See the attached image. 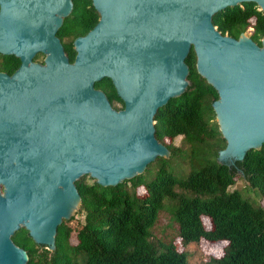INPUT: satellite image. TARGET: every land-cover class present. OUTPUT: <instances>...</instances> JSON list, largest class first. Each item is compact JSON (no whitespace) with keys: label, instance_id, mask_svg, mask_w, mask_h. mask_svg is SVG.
I'll return each mask as SVG.
<instances>
[{"label":"water","instance_id":"water-1","mask_svg":"<svg viewBox=\"0 0 264 264\" xmlns=\"http://www.w3.org/2000/svg\"><path fill=\"white\" fill-rule=\"evenodd\" d=\"M99 19L73 40L70 62L56 32L72 0H0V53L20 59L0 72V264H27L11 236L24 227L52 250L58 226L77 212L75 182L102 186L142 174L169 149L154 116L188 85L185 59L218 94L212 102L234 165L264 143V37L223 35L212 23L229 6L264 0H91ZM45 55L44 64L32 60ZM108 77L123 108L94 87Z\"/></svg>","mask_w":264,"mask_h":264},{"label":"trees","instance_id":"trees-1","mask_svg":"<svg viewBox=\"0 0 264 264\" xmlns=\"http://www.w3.org/2000/svg\"><path fill=\"white\" fill-rule=\"evenodd\" d=\"M72 1L73 8L57 32L60 39H65L70 62L76 54L73 39L85 35L99 19L91 0ZM212 23L221 34L234 38L251 28L249 37L258 45L264 37V12L254 2L227 7L214 14ZM185 63L189 68L185 91L171 98L154 116L155 137L170 151L168 157H157L162 162L154 176L144 180V171L108 186L93 178L92 182L84 177L76 180L81 198L77 214L82 217L76 218L75 229L69 225L75 216L62 221L54 249L35 243L24 227L11 236L27 252V264H188L187 245L191 242L199 246L202 242L223 243L222 253L209 255L203 264H264V206H255L239 190L228 189L236 176H242L250 188H257L264 201V143L247 151L234 165L216 161L218 152L226 146L212 108L218 94L198 74L193 49ZM17 64L0 69L11 74ZM96 86L113 108L123 107L108 78ZM177 136L187 150L174 145ZM176 154L189 165L183 177L168 168ZM139 187L143 190L137 193ZM165 209L177 225L176 236L155 239L153 228ZM72 233L76 243L70 241Z\"/></svg>","mask_w":264,"mask_h":264},{"label":"rangeland","instance_id":"rangeland-1","mask_svg":"<svg viewBox=\"0 0 264 264\" xmlns=\"http://www.w3.org/2000/svg\"><path fill=\"white\" fill-rule=\"evenodd\" d=\"M251 31V28H249L245 34L249 36V32ZM174 145L179 146L181 144V136H177L174 141ZM183 149L187 150L186 145H182ZM217 161V159H216ZM161 159L156 158L154 161L149 163L146 167L145 173H144V180H149L154 176V173L156 172L157 168L161 164ZM195 168L196 166H192ZM168 168L178 177H183L186 175V173L189 170L188 162L184 161V158H181L180 154H176L173 156L169 163ZM191 168V167H190ZM87 182H92L93 179L88 176H82ZM229 190H239L242 193L243 198L248 199L252 204L255 206H264V201L262 200L260 193L257 191V188H250L248 183L244 180L242 176H236L235 181L233 184L229 185ZM143 190V187H139L136 189L137 193H140ZM131 195H133V190L130 189ZM166 201V200H165ZM166 203H169L167 200ZM78 212V211H77ZM75 212V219L69 222V225L75 229L77 227V217H82L81 215L77 214ZM73 217V216H72ZM205 225L208 226V220L205 219ZM154 231V238L155 239H173L176 236L177 232V225L173 221L171 214L168 212L167 209L160 211L158 220L155 224V227L153 228ZM70 241L72 243H76L75 234L72 233L70 237ZM177 245L179 246L178 240L176 241ZM223 243H211V242H202L199 246V244H196L195 242H191L187 245V252H188V264H203L208 262L209 255H220L222 253V247ZM209 264V263H208ZM215 264V263H210Z\"/></svg>","mask_w":264,"mask_h":264},{"label":"flooded vegetation","instance_id":"flooded-vegetation-1","mask_svg":"<svg viewBox=\"0 0 264 264\" xmlns=\"http://www.w3.org/2000/svg\"><path fill=\"white\" fill-rule=\"evenodd\" d=\"M73 2V1H72ZM73 8V7H72ZM71 12V11H70ZM70 14V13H69ZM68 14V15H69ZM67 15V16H68ZM67 16H65L64 18H63V22H64V20H65V18L67 17ZM63 22H62V24H63ZM61 27V26H60ZM59 27V28H60ZM59 28H58V30H59ZM58 30H57V32H58ZM57 32H56V35H57ZM57 37L59 38V36L57 35ZM60 39V38H59ZM75 39V38H74ZM73 39V40H74ZM60 41H61V43H62V45H63V48H64V51H65V47H64V43H65V39H60ZM72 43H73V41H72ZM74 47V46H73ZM65 55L68 57V54L66 53V51H65ZM44 58H45V55L43 54V53H41V52H37V53H35L34 55H33V57H32V60L34 61V62H36V63H38V64H44ZM68 59H69V57H68ZM18 62V64H17V66L15 67V69L13 70V72L19 67V65H20V59L17 57V56H15V55H13V54H1L0 53V68H3L4 66H6V67H8V66H10L12 63H14V62ZM70 61V60H69ZM73 62V61H72ZM0 72H5V73H8L6 70H4V69H0ZM13 72H11V74L13 73ZM8 74H10V73H8ZM103 78H108V77H103ZM109 79V78H108ZM110 80V79H109ZM101 80H99V81H97V82H100ZM111 81V80H110ZM97 82H95V84H94V87L95 88H97V89H100L101 90V88H99V87H97L96 86V83ZM112 83V82H111ZM114 87V86H113ZM115 89V88H114ZM116 91V90H115ZM117 93V92H116ZM123 106H124V104H123ZM123 107H121L120 109H122ZM120 109H116V110H120Z\"/></svg>","mask_w":264,"mask_h":264}]
</instances>
